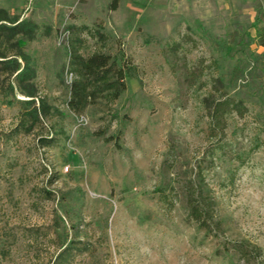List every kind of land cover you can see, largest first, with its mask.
I'll list each match as a JSON object with an SVG mask.
<instances>
[{"label":"rangeland","instance_id":"1","mask_svg":"<svg viewBox=\"0 0 264 264\" xmlns=\"http://www.w3.org/2000/svg\"><path fill=\"white\" fill-rule=\"evenodd\" d=\"M0 7L36 24L29 71L0 77V264H264V0ZM72 47L110 56L115 100L68 107Z\"/></svg>","mask_w":264,"mask_h":264},{"label":"trees","instance_id":"2","mask_svg":"<svg viewBox=\"0 0 264 264\" xmlns=\"http://www.w3.org/2000/svg\"><path fill=\"white\" fill-rule=\"evenodd\" d=\"M113 7L115 6L113 5ZM35 29V23L19 19L15 15H10L5 8L0 7V77L9 78L14 76L15 81L20 83L24 75L29 71L30 58L23 50V46L34 36ZM256 33L260 45L264 47V27L257 26ZM70 55L71 71H73L74 79L70 83V97L67 105L71 110L76 112L83 110L92 98H95L104 91L111 94V100H115L124 90V84L120 83L124 75L120 69L115 74V77L109 76L112 69L110 67L112 63L109 64V55L94 53L88 57H83L74 47L71 48ZM1 88L2 84H0ZM22 92L30 97L35 96V92L31 90H22ZM229 101V98L227 102L222 100L217 101L211 112V117L216 119L217 114L222 111L224 104H228ZM26 102L33 103L34 98L28 99ZM45 107V102L41 99L38 106H33L26 114L21 116L20 125L23 128H27L31 123V119H39V115H46V112H49V107L47 106V111ZM191 211L200 225H204L208 217L213 219L212 214L208 216L210 211L207 203L201 202L197 197L191 203ZM70 247L71 245L61 251L59 258ZM254 248L256 251L258 250L257 247ZM235 249L241 258H246L249 253L248 247L244 244H236Z\"/></svg>","mask_w":264,"mask_h":264},{"label":"built area","instance_id":"3","mask_svg":"<svg viewBox=\"0 0 264 264\" xmlns=\"http://www.w3.org/2000/svg\"><path fill=\"white\" fill-rule=\"evenodd\" d=\"M66 169H68V167H66Z\"/></svg>","mask_w":264,"mask_h":264}]
</instances>
